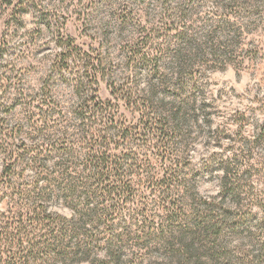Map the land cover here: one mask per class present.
I'll use <instances>...</instances> for the list:
<instances>
[{
  "label": "rangeland",
  "instance_id": "obj_1",
  "mask_svg": "<svg viewBox=\"0 0 264 264\" xmlns=\"http://www.w3.org/2000/svg\"><path fill=\"white\" fill-rule=\"evenodd\" d=\"M6 222L31 264H264V0H0Z\"/></svg>",
  "mask_w": 264,
  "mask_h": 264
},
{
  "label": "trees",
  "instance_id": "obj_2",
  "mask_svg": "<svg viewBox=\"0 0 264 264\" xmlns=\"http://www.w3.org/2000/svg\"><path fill=\"white\" fill-rule=\"evenodd\" d=\"M99 104V103H98ZM165 130H167V124L165 123V127L162 126ZM100 147H103V144H101ZM95 152V150L93 151ZM102 156H98L99 158V162L98 167L95 168V170H91L90 174H97V175H103V176H110L112 175L115 171L114 169L111 167H109V165H102L103 161H105V164L109 158L110 155H108L106 150H100ZM89 167L91 168V166L89 165ZM116 168L117 171L115 172L117 175L122 174V172H120V170H122V166L119 165ZM88 169V167H87ZM74 175V174H72ZM72 175H67L68 179L69 178H74ZM38 182L40 183V180L38 179ZM46 182V180H43V184ZM46 187H49V185H47ZM39 210V212H38ZM38 212V213H37ZM25 218H27L28 216L32 217L33 215H36L37 217H40L42 220L45 221V217L51 216V213L48 211V207L43 204L42 206L36 208H30L27 209V211L24 213ZM24 215H22V217H24ZM25 219H19L18 222H23ZM8 222H6L4 225L0 227V229H4L7 233L5 235H1L0 236V264H31L30 262V252L31 250L34 248L35 243L34 241L30 240V239H25V235H23V230L20 227H15L17 222H15L13 225L12 224H7ZM18 229L17 233L15 235L8 233L9 229ZM25 231V230H24ZM21 236L18 240L17 237ZM42 235L38 236L41 237ZM17 240V241H16Z\"/></svg>",
  "mask_w": 264,
  "mask_h": 264
}]
</instances>
